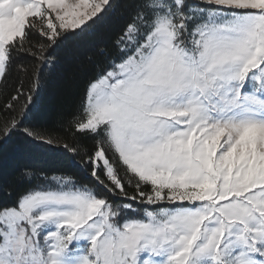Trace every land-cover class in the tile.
Instances as JSON below:
<instances>
[{
    "label": "snow or ice",
    "instance_id": "snow-or-ice-1",
    "mask_svg": "<svg viewBox=\"0 0 264 264\" xmlns=\"http://www.w3.org/2000/svg\"><path fill=\"white\" fill-rule=\"evenodd\" d=\"M118 8L0 0V153L49 165L0 184V264H264V0H129L66 135L42 130L43 68Z\"/></svg>",
    "mask_w": 264,
    "mask_h": 264
},
{
    "label": "trees",
    "instance_id": "trees-1",
    "mask_svg": "<svg viewBox=\"0 0 264 264\" xmlns=\"http://www.w3.org/2000/svg\"><path fill=\"white\" fill-rule=\"evenodd\" d=\"M128 2L129 0H118L120 8L116 9L114 14H110L105 21L95 26L94 31L66 43L57 51L54 66L48 65L43 68V78L47 81V89L42 94L37 113L41 118L42 130L52 135H66V122L71 119L79 105L87 73L104 59L101 56V50L112 51L114 40L127 22L125 9ZM38 63L30 56L22 57L18 64L24 65L27 75L19 69H14L10 83L23 79L25 86H28ZM85 142L89 147L92 146V141ZM48 166L45 158L40 155L29 156L6 150L0 153V184L7 179L8 184L14 185L15 179L25 167L39 169ZM13 190L14 187L9 188L6 185L0 188V202L8 199V192Z\"/></svg>",
    "mask_w": 264,
    "mask_h": 264
}]
</instances>
